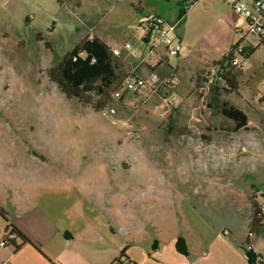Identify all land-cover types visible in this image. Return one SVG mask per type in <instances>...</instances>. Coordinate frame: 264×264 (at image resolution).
<instances>
[{"label":"rangeland","instance_id":"374dc122","mask_svg":"<svg viewBox=\"0 0 264 264\" xmlns=\"http://www.w3.org/2000/svg\"><path fill=\"white\" fill-rule=\"evenodd\" d=\"M220 2L210 15L222 18L221 28L193 24V35L218 40L226 32L232 8ZM184 6L0 0V202H31L68 229L115 232L117 242L149 244L162 231L185 237L193 227L202 239L228 224L239 230L264 193V42L244 40L254 49L248 57L235 53L244 67L209 90L203 77L186 97L162 82L116 99L126 73L120 68L100 111L68 97L47 75L88 35L121 33L134 45L147 15L174 21ZM224 102L246 113V127L236 129L221 114Z\"/></svg>","mask_w":264,"mask_h":264},{"label":"crops","instance_id":"0c3cea01","mask_svg":"<svg viewBox=\"0 0 264 264\" xmlns=\"http://www.w3.org/2000/svg\"><path fill=\"white\" fill-rule=\"evenodd\" d=\"M216 1L198 0L186 11L178 28V34L183 42L182 51L178 56H171L175 58L173 61L170 57L164 56L156 68L159 83L163 82L168 88H176L174 94L177 97H186L191 92L194 93L199 83L203 81L204 73L215 67L224 66L222 60L229 49L237 43L234 27L240 22V18L233 9L229 10L224 6L223 0L219 1H223L220 3L226 11H231V16L229 22H224L227 29L218 40L213 35L206 37L205 40L199 39L190 30L193 24L198 27L211 23L212 33L221 28L222 18L215 21L210 15L215 11ZM194 7H197L195 13ZM101 38L111 49L122 48L129 40H124L121 33ZM246 40L251 42L252 46L258 45L255 36H250ZM144 41L141 36L140 41L134 45L142 49ZM117 57L119 69H126V73L136 61V57L126 51ZM139 72L143 75L148 74L145 67H141ZM0 206L6 211L7 219L31 239V242L21 244L18 249L0 245V264H249L248 252L255 257L257 263L264 264V228H259L252 235L250 242L246 243L251 220L248 213L240 221L239 230L235 225L228 224L208 232L205 239L200 236L198 227H193L185 237L178 232L162 231L156 233L149 244L136 242L134 244L128 239L117 242L115 232L105 231L97 235L96 232L81 231L75 226L68 229L41 206L31 202L23 207L19 202L14 203L11 200L6 203L0 202ZM6 225L7 220L0 214V241ZM225 230L229 231L228 235L224 234ZM180 237H184L183 245L186 252L180 251L177 247Z\"/></svg>","mask_w":264,"mask_h":264},{"label":"built area","instance_id":"2783aa9c","mask_svg":"<svg viewBox=\"0 0 264 264\" xmlns=\"http://www.w3.org/2000/svg\"><path fill=\"white\" fill-rule=\"evenodd\" d=\"M193 1L187 0L185 6L188 7ZM233 11L239 16L240 22L234 27V33L238 38V42L229 49L225 58L229 59L227 66L215 67L204 73L206 83L204 88L209 90L217 81H224L229 72L237 68L244 67L239 61L235 53L246 56L247 48L242 42L250 36H255L260 42H264V0H223ZM182 19L177 18L174 21H168L160 13H152L147 15L139 24V29L144 32L142 36L144 47L141 49L134 46L130 41L123 44L122 48H113L112 53L115 56L121 55L126 51L130 55L136 57L133 67L120 80L119 89L114 92V98L119 99L127 92L141 91L146 87L154 88L159 83V75L156 71L159 63L164 56H178L183 49V42L178 34V28ZM141 67H145L148 71L147 75L139 72ZM214 87V86H213ZM263 200L256 202L249 211V216L255 218L264 228V193H260ZM224 234H229L228 230ZM14 236L13 234L10 237ZM1 246H6L3 236L0 241Z\"/></svg>","mask_w":264,"mask_h":264},{"label":"trees","instance_id":"16d2710c","mask_svg":"<svg viewBox=\"0 0 264 264\" xmlns=\"http://www.w3.org/2000/svg\"><path fill=\"white\" fill-rule=\"evenodd\" d=\"M56 1L59 4H67L69 0ZM184 2L186 3L187 0ZM195 2H191L188 7L184 6L177 18L183 19L186 11ZM253 50L247 49L245 57H248ZM118 60L104 39L97 35H88L49 67L47 75L68 97L77 98L84 105H90L100 111L108 105L111 92L120 80ZM231 73H227V79ZM117 89L119 86L112 93ZM219 111L226 118L235 122L236 129L246 127L248 124L246 113L236 106L224 102ZM0 214L7 220L4 232L6 246L9 245L18 249L21 244L31 242V239L18 226L7 219V213L2 206H0ZM250 219L246 243H249L252 235L261 228V223L255 216H251ZM11 234L14 236L10 237ZM183 244H185V240L180 237L177 241V247L180 251L186 252ZM248 257L249 264H262L257 263L250 252H248Z\"/></svg>","mask_w":264,"mask_h":264}]
</instances>
